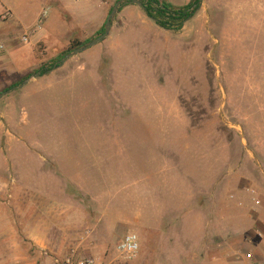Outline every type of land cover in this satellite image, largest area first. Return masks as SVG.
<instances>
[{"label": "rangeland", "instance_id": "1", "mask_svg": "<svg viewBox=\"0 0 264 264\" xmlns=\"http://www.w3.org/2000/svg\"><path fill=\"white\" fill-rule=\"evenodd\" d=\"M109 1L111 9L117 5ZM83 5L105 13L103 0ZM60 14L52 11L43 31H32L35 20L25 26L20 34L29 37L28 52L0 74V116H8L0 119V146L9 145L1 137L8 134L24 140L14 155L21 169L40 162L32 149L89 189L97 179L106 183L95 190L101 195L108 186L116 198L115 242L140 237L139 228L120 224V214H138L143 198L151 215L168 199L169 186L176 185L178 197L202 200L226 184L230 196L252 181L264 192V0H203L181 32L161 28L142 6L125 4L105 40L36 77L72 40L95 37L93 27L71 31ZM40 35L48 49L33 50ZM31 74L35 81L27 83ZM110 173L113 181L102 180ZM115 242L97 254L116 257ZM153 254L141 246L136 260Z\"/></svg>", "mask_w": 264, "mask_h": 264}, {"label": "crops", "instance_id": "2", "mask_svg": "<svg viewBox=\"0 0 264 264\" xmlns=\"http://www.w3.org/2000/svg\"><path fill=\"white\" fill-rule=\"evenodd\" d=\"M84 1L94 2L74 0L79 5L73 6L72 0H0V42L9 46L0 56V74L28 52L21 41L25 35L20 32L33 20L31 29L36 31L44 11H49V17L52 11H59L71 31H91L93 27V36L101 31L112 2L103 0L105 13L100 15L84 6ZM180 2L185 7L192 0ZM48 43L47 37L37 36L33 50L48 49ZM0 119L7 121L8 116L2 114ZM1 137L7 138L9 145L0 146V264H55L72 248L97 258L99 264H264V192L254 181L245 183L236 196H230L226 184L204 200L193 194L178 197L176 185L171 184L168 199H160L151 215L144 212L141 198L140 212L133 217L120 214L119 221L139 228L141 246L155 254L136 260L125 259L116 251V257L107 259L97 254V249L115 242L110 214L116 198L108 186L101 195L95 190L99 183H106L97 179L91 190L86 186L90 183L61 172L53 157L32 149L33 158L40 154V162L21 169L23 165L16 163L14 155L17 149L23 150L20 145L24 140L12 134ZM112 179L110 173L102 180ZM252 191L253 198L245 195ZM250 198L253 203L245 204Z\"/></svg>", "mask_w": 264, "mask_h": 264}, {"label": "trees", "instance_id": "3", "mask_svg": "<svg viewBox=\"0 0 264 264\" xmlns=\"http://www.w3.org/2000/svg\"><path fill=\"white\" fill-rule=\"evenodd\" d=\"M142 2V7L145 10L148 17L154 20L158 26L163 29L181 32L185 28L186 24L195 18L202 8L201 0H193L188 6L176 7L173 4L167 2L166 0H140ZM123 7V6H122ZM121 10L119 12L122 11ZM114 7L110 10L109 15L113 11ZM107 20L101 31L96 33L95 37L86 41H81L80 39L72 40L69 48L63 52V54L57 59L53 60L51 63L42 64L38 69L36 74H40V77L48 75L57 66V64L64 59L68 54L72 53L77 49L84 48L92 43L95 39L101 37L106 32ZM60 68V67H57ZM34 75H28L26 80H30ZM23 81V82H25ZM23 84H16L14 87H21Z\"/></svg>", "mask_w": 264, "mask_h": 264}, {"label": "built area", "instance_id": "4", "mask_svg": "<svg viewBox=\"0 0 264 264\" xmlns=\"http://www.w3.org/2000/svg\"><path fill=\"white\" fill-rule=\"evenodd\" d=\"M49 18V11H44L39 19L36 31H41L44 28L46 21ZM6 19V17H4ZM23 43L29 42V37H22ZM9 51L7 43L0 42V56ZM87 237L90 233L87 232ZM141 249L140 238L137 234L132 233L126 235L117 246V252L125 259H134L138 256ZM55 264H99V260L94 257H89L82 254L80 248H72L63 258L58 259Z\"/></svg>", "mask_w": 264, "mask_h": 264}, {"label": "water", "instance_id": "5", "mask_svg": "<svg viewBox=\"0 0 264 264\" xmlns=\"http://www.w3.org/2000/svg\"><path fill=\"white\" fill-rule=\"evenodd\" d=\"M203 1V0H201ZM127 3H133V4H136V5H139V6H142V2L140 0H125V1H119L117 3V5L114 7L113 11L111 12V14L108 16V19H107V27H106V32L99 38L95 39L92 43H90L88 46L84 47V48H81V49H77L75 51H73L72 53L68 54L64 59H62L58 64L57 66L51 71H55L57 70L58 68L57 67H62L63 65H65V63L72 59L73 57L89 50L90 48L96 46L97 44H99L100 42H102L103 40H105L109 34H110V31H111V25H112V20L113 18L115 17V15L120 11L121 7ZM36 77H40V74H37ZM31 80V79H30ZM29 80V81H30ZM29 81L27 83H29ZM3 95L0 96V98L2 97Z\"/></svg>", "mask_w": 264, "mask_h": 264}]
</instances>
